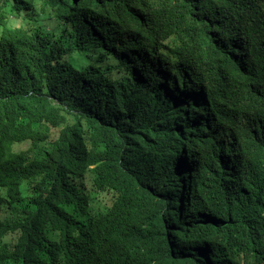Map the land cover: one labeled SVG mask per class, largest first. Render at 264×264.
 <instances>
[{"label":"trees","instance_id":"1","mask_svg":"<svg viewBox=\"0 0 264 264\" xmlns=\"http://www.w3.org/2000/svg\"><path fill=\"white\" fill-rule=\"evenodd\" d=\"M0 264H264V0H0Z\"/></svg>","mask_w":264,"mask_h":264},{"label":"rangeland","instance_id":"2","mask_svg":"<svg viewBox=\"0 0 264 264\" xmlns=\"http://www.w3.org/2000/svg\"><path fill=\"white\" fill-rule=\"evenodd\" d=\"M15 21H16V20H14V22H15ZM15 238H16L15 235L11 234V235H9V236L6 238V240L10 242V241H14Z\"/></svg>","mask_w":264,"mask_h":264}]
</instances>
